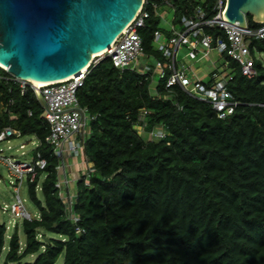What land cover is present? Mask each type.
I'll list each match as a JSON object with an SVG mask.
<instances>
[{
    "label": "trees",
    "instance_id": "obj_1",
    "mask_svg": "<svg viewBox=\"0 0 264 264\" xmlns=\"http://www.w3.org/2000/svg\"><path fill=\"white\" fill-rule=\"evenodd\" d=\"M170 1L173 30L183 29L181 17L195 5L214 16V0ZM147 9L138 33L144 58L153 60L149 72L120 70L102 58L90 64L76 91L90 116L84 153L93 172L79 174L70 208L59 195V163L44 141L41 105L0 69V130L35 137L33 153L46 160L27 183L39 218L21 219L8 237L0 222V264H55L60 257L61 264H264V39L249 46L254 77L220 54L232 76L226 88L237 102L222 120L208 103L165 87L166 76L153 65L166 70L167 62L153 35L161 30L168 39L171 30L160 11ZM205 32L215 40L224 36L217 27ZM158 128L164 136L153 138Z\"/></svg>",
    "mask_w": 264,
    "mask_h": 264
},
{
    "label": "built area",
    "instance_id": "obj_2",
    "mask_svg": "<svg viewBox=\"0 0 264 264\" xmlns=\"http://www.w3.org/2000/svg\"><path fill=\"white\" fill-rule=\"evenodd\" d=\"M226 5V0H214L210 8L213 17H207L206 12L198 5L192 7L189 15L181 17L183 29L173 30L172 23H169L171 35L168 39H163L161 30L154 32L153 38L156 48L162 52L166 59V70L162 65L155 61L154 70L160 78L166 76V88L178 86L189 96L204 101L210 105L219 119H227L234 112L237 102L228 92L226 85L232 78L227 65H222L218 70L209 75L208 81H201L193 78L186 70L184 64L176 59L177 52L181 46L187 50L186 57L190 60L206 57L215 50L218 54H226L229 59L235 62L241 75L251 78L256 75L254 67V58L250 52V44L254 40L264 39V22L256 23V26H247V29L238 26V23L230 24L224 21L222 9ZM172 9L173 4L170 0H143L142 5L133 20L118 35L113 43L97 56V60L109 58L113 67L120 70L129 69L139 74H147L150 66L147 61H140L143 57V47L138 30L144 27V21L148 17L147 8ZM165 19L163 18L162 21ZM167 21V20H166ZM165 27V26H164ZM217 27L224 33V36H218L216 40L213 35L205 32V28ZM198 54L200 56H198ZM97 60H93L95 63ZM91 63V64H92ZM8 76L17 81L21 93L30 88L33 92L39 91L46 103L47 110L43 109L41 117L48 126V133L44 138L45 143L51 147L53 155L58 160V185L60 187L59 195L70 208L73 196L71 193L64 194L62 190H68L69 180L65 172V155L71 157L80 156L82 161V171L80 175L88 176L93 172L84 153L85 127L90 116L86 110L78 105L76 91L81 86L86 70L77 76H71L64 80L46 83L39 87L32 82L14 78L7 69L0 65ZM228 70L227 73L225 71ZM167 72V74H166ZM82 110L83 115L78 111ZM138 129H141L138 127ZM153 138H162L164 132L162 128L154 129L151 132ZM21 137L20 131L5 127L0 130V142L9 138ZM39 145H36V147ZM24 145H20L22 149ZM35 147V148H36ZM8 148H10L8 146ZM0 148V163L6 166L9 176L13 177L17 183L15 187L14 202L7 207L1 206L2 212L9 209V213L17 218L31 220L33 217L23 204V199L18 193V186L25 179L26 183L35 181L39 172L46 166V160L40 153L32 152L28 160H17L12 157L3 156ZM24 155V152H21ZM79 179V175L75 181ZM38 188V187H37ZM71 219L76 218L71 215Z\"/></svg>",
    "mask_w": 264,
    "mask_h": 264
},
{
    "label": "water",
    "instance_id": "obj_3",
    "mask_svg": "<svg viewBox=\"0 0 264 264\" xmlns=\"http://www.w3.org/2000/svg\"><path fill=\"white\" fill-rule=\"evenodd\" d=\"M143 0H0V65L35 86L79 75L120 35ZM224 21L264 22V0H226ZM41 107L47 106L39 91ZM78 111L83 115L82 110Z\"/></svg>",
    "mask_w": 264,
    "mask_h": 264
},
{
    "label": "rangeland",
    "instance_id": "obj_4",
    "mask_svg": "<svg viewBox=\"0 0 264 264\" xmlns=\"http://www.w3.org/2000/svg\"><path fill=\"white\" fill-rule=\"evenodd\" d=\"M159 11L162 13L163 18L165 19L162 22V25L165 27L169 26L170 19L172 17V12L169 11L166 8H159ZM167 20V21H166ZM163 39H167L166 36H163ZM187 50L184 46H181L177 52L176 59L181 62L182 60L185 62V64H190L192 67V73L191 76L193 78H198L201 81H206L209 79V75L218 70L220 68V64H222V58L220 55L215 51L212 50L208 56L198 58L197 60H190L186 57ZM198 56H200L198 54ZM93 60H97V56L93 58ZM92 60V61H93ZM149 61L152 62L153 60L150 58L149 60L147 58H142L140 61ZM215 61V62H213ZM228 70L225 71L227 73ZM158 80L157 75H155V81ZM139 133L142 134L141 129H138ZM38 144V141L35 137L31 136H25V137H19V138H9L6 141L0 142V148L2 149L1 154L3 156H8L15 158L17 160H28L31 156L33 150L35 149L36 145ZM20 145H24L22 149H19ZM8 146L10 148H8ZM21 152H24V155H21ZM82 159L80 156L74 158L68 155H65V172L66 176L70 179V167L72 164L77 165L80 167ZM82 167V165H81ZM82 171V169L80 170ZM81 174V173H80ZM17 186V183L15 179L11 176H9V171L3 164L0 163V207L3 205H9L14 202V194H15V187ZM18 193L20 197L23 199V204L25 206V209L33 216L37 217L39 215L38 208L33 204V202L30 200L28 196L27 191V183L25 179L21 181V184L18 186ZM39 198L42 199L41 195L38 194ZM6 212H2L0 209V222L5 223L6 225V235L7 237L13 232L14 225L18 222L20 224L21 219L12 216L9 213V209L6 208ZM18 236L20 244H24V233L21 229V227L18 228ZM35 256H28L26 258L27 261L32 262L34 260ZM62 258L60 257L59 260L55 264H61Z\"/></svg>",
    "mask_w": 264,
    "mask_h": 264
},
{
    "label": "crops",
    "instance_id": "obj_5",
    "mask_svg": "<svg viewBox=\"0 0 264 264\" xmlns=\"http://www.w3.org/2000/svg\"><path fill=\"white\" fill-rule=\"evenodd\" d=\"M220 55V54H219ZM213 62H215V61H213ZM179 63H181V64H184L185 65V67H186V71L190 74H193L192 73V67L190 66V64H185V62L182 60L181 62H179ZM223 64H220V67L222 66ZM190 74V75H191ZM206 81H208V80H206ZM74 158H76V157H74ZM81 163H80V167H78L77 165H74V164H72L71 166H69L70 168V179L68 178V180H69V185H68V191H69V193H72V190H73V188H74V185H75V179H76V177L81 173V169H82V167H81ZM65 194V193H64Z\"/></svg>",
    "mask_w": 264,
    "mask_h": 264
},
{
    "label": "bare ground",
    "instance_id": "obj_6",
    "mask_svg": "<svg viewBox=\"0 0 264 264\" xmlns=\"http://www.w3.org/2000/svg\"><path fill=\"white\" fill-rule=\"evenodd\" d=\"M101 54V53H100ZM99 55V54H98ZM95 55L92 56V58H94ZM87 66L84 67L83 69H81V71L79 73H83L86 70Z\"/></svg>",
    "mask_w": 264,
    "mask_h": 264
}]
</instances>
